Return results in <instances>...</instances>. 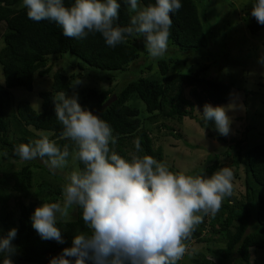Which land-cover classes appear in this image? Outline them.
Here are the masks:
<instances>
[{"label":"trees","instance_id":"16d2710c","mask_svg":"<svg viewBox=\"0 0 264 264\" xmlns=\"http://www.w3.org/2000/svg\"><path fill=\"white\" fill-rule=\"evenodd\" d=\"M63 2L66 7H70L74 0ZM117 2L121 4V8L119 19L115 23L121 27L130 26L133 14L129 11V5L125 0ZM140 2L147 5L155 0ZM180 2L182 7L170 14L172 26L168 47L172 50L167 53L169 58L149 59L143 65L149 71L156 66L159 71L144 77L141 76L140 69L139 74L132 75L123 85L102 88L92 87L90 84L81 87V83L75 85V82L87 77L86 73L91 75L88 80H93L92 74L98 80L104 77L109 83L117 79L120 73L126 72L131 63L139 59L142 52L139 54L137 40L142 35L133 33L124 43L115 47L107 46L99 33H89L84 39L68 38L62 34V28L55 22L30 20L22 6V0H0V24L4 26L0 37V68L3 76V83H0V153L2 159L9 162L21 161L14 155L13 149L20 143L33 141L25 136L28 127L34 131L51 133L50 138L56 141L61 149L67 145L69 152H72L74 144L62 138V125L56 119L54 111L53 97L61 91L69 94L78 90V103L83 109L91 111L111 126L117 143L110 147L124 158H129L130 153L136 152L134 141L139 140L142 151L137 153L138 155H150L164 162L163 148L154 146L158 138L154 129H167L169 134L177 139L182 136L163 122L159 126L157 123L160 120L192 119L207 132L209 138L220 142L221 150L220 154L210 155L202 167L190 174L210 177L220 169L223 158H230L236 169H243L245 188L241 198L233 195L226 197L214 217L205 216L202 223L196 226L190 240L186 242L187 249L193 248V243L210 245L215 242L219 245L215 248L204 246L207 256L200 255L201 251H195L194 254L200 260L194 258L193 264H251L250 251L264 250V142L248 147L250 133L255 128L252 124H246L241 132H236L238 137L226 139L217 132L213 121L206 123L201 116L193 114L192 99L200 105L202 112L208 101L223 104L229 99L232 86L218 80L223 73L212 72L211 68H221L223 61H229L230 54L227 51L222 55L208 52V47L213 42L204 32L195 0ZM245 16L249 18L247 30L251 35L264 30V26L256 22L250 11L246 12ZM141 46V51L146 50L144 44ZM262 47L264 50V42ZM176 49L177 54H174ZM202 49L204 52L207 50L206 57L209 56L210 60L204 62V55H201L200 60L194 62L192 69L187 67L186 71H183L181 65H188L181 59L184 57L182 54L195 51L198 53V50ZM64 66L70 69V72H64L61 69ZM54 67L59 69L53 71ZM47 77L51 80V86L50 89L39 93L42 102L38 111L28 100L16 104L13 119L23 125L24 134L17 139H9L7 134L10 122L6 109L11 90L24 88L31 92L36 78L43 80ZM187 88L188 95H185ZM113 95L115 100L101 109ZM252 135L255 136L254 133ZM260 135L262 134L259 133ZM77 166L83 167L79 162ZM169 168L174 171L172 167ZM32 169L30 165H24L10 175L13 181L12 193L6 195L3 204L16 200L18 217L15 219L14 214L7 211L5 205L2 206L6 212H0V238L6 237L11 228L18 229L17 236L12 241L17 249L16 255L12 257L13 264H49L51 258L72 246L75 235L88 231L83 223L81 210L76 208L74 220L57 223L64 243L40 238L32 228L30 218L38 203L57 202L62 198V189L49 191L39 202L30 200ZM46 187L50 188L49 185ZM27 199L29 203L24 202ZM185 254H189L188 250ZM208 256L216 262L211 261ZM2 260L3 256L0 255V264Z\"/></svg>","mask_w":264,"mask_h":264},{"label":"clouds","instance_id":"9594fccd","mask_svg":"<svg viewBox=\"0 0 264 264\" xmlns=\"http://www.w3.org/2000/svg\"><path fill=\"white\" fill-rule=\"evenodd\" d=\"M125 3L133 15L130 26L121 27L115 23L121 8L117 0H74L70 7L63 0H22L30 20L55 22L65 37L84 39L89 33H99L107 46L115 47L135 33L145 38L150 59L163 58L172 26L170 14L182 7L180 0ZM250 15L264 26V0H254ZM80 83L77 80L75 85ZM53 103L62 138L74 144L72 152L67 145L61 149L44 131L13 149L21 160L40 158L53 174L67 167L69 155L83 165L64 175L62 202H43L30 218L42 240L64 243L58 216L67 217L74 206L81 210L88 231L75 235L72 246L49 264H178L196 226L205 216L214 217L224 199L233 195L231 168L225 166L210 177L175 172L150 155H138L142 151L139 140L134 141L136 152L124 158L110 147L117 143L111 126L83 109L76 94L58 92ZM235 108L234 103H206L202 115L197 112L206 123L213 121L220 135L227 136L232 123L228 112ZM17 232L11 228L0 238L2 264H13L17 249L12 241Z\"/></svg>","mask_w":264,"mask_h":264},{"label":"rangeland","instance_id":"374dc122","mask_svg":"<svg viewBox=\"0 0 264 264\" xmlns=\"http://www.w3.org/2000/svg\"><path fill=\"white\" fill-rule=\"evenodd\" d=\"M253 0H195L198 8L199 17L201 19L204 32L208 39L213 43L208 47V52L213 54L222 55L224 52H229V61H223L221 68H211L212 72L223 73L218 77V80L225 82L232 86V91L229 99L226 103L215 104L212 101L206 102L212 106H227L229 103L236 105L235 110L229 111L232 123L230 126L229 135L225 136L226 139L234 136H239L236 132H241L246 124H252L255 128L251 131V140L248 143V147H252L255 144L264 142V50L262 43L264 42V30L259 31L255 35H251L248 28L249 18L245 16V13L251 11V5ZM141 3V2H140ZM142 4V3H141ZM133 14V13H131ZM3 24H0V37L3 34ZM137 40L139 59L131 63L126 72H122L118 75L117 79H114L109 83L104 77L98 80H88L91 75L86 73L87 77H82L81 87L90 84L92 87L109 88L114 86H121L127 79H131L132 75L142 74L141 76L150 75V73H157L159 69L155 66L153 70H148L144 64L150 59L146 50L141 51L142 44L145 47V41L142 36ZM2 40L0 39V44ZM1 48V46H0ZM171 47H167V51L164 59H168L167 53L170 52ZM177 49L174 54H177ZM207 50H198V53L187 52L182 54L181 59L187 62L188 66L181 65L185 68L192 69L194 62L200 60V56L204 55V62L209 61ZM167 57V58H166ZM147 58V59H146ZM190 66V67H189ZM59 69L54 67L53 71ZM66 72L68 69L66 66L61 68ZM60 69V70H61ZM91 78V77H90ZM96 79V80H95ZM50 78H44L43 80H36L33 83V90L31 92L26 91L24 88H14L10 92L9 105L6 109L9 115V126L7 137L9 139H17L24 134V127L17 120L13 119L15 106L22 100H28L35 110H39L41 100L39 93L50 89ZM0 83H3V76L0 68ZM76 94L78 96V90H75L68 96ZM185 95H188V88L185 90ZM194 104L193 114L200 117L202 115V109L200 105L192 99ZM199 111V114L197 112ZM166 124L174 129L176 134L182 136L181 139H177L169 134V131L164 128H160L159 131L154 129L156 136L154 146L163 148V160L164 162L174 169L175 172L185 171L187 174L194 173L196 169L202 167L208 157L213 154H220L221 145L216 139L209 138L207 132L199 127V125L192 119L183 118L181 121L176 120H160L157 125L161 123ZM155 127V126H154ZM32 128L28 127L25 132V136L30 140L39 138L37 133ZM254 133V137L253 134ZM259 133L262 134L259 136ZM49 138L51 137V133ZM255 138V139H254ZM51 139V138H50ZM71 153V152H70ZM223 158V157H221ZM75 164V167H74ZM30 165L33 169V185L31 188L30 200H36L39 202L46 193L55 189L63 187L65 180L64 175L73 171L77 166V162H73L71 155L68 157V164L62 170H57L55 174L49 170L44 164L43 160L35 159L32 161H17L16 163L9 162L2 159L0 153V212L2 213L3 206H6L7 211L14 214L15 219L17 216V207L15 201H8L5 204L6 195H10L13 181L10 177L11 173L21 168V166ZM229 167L234 173V191L233 196L241 198L244 195V172L241 167L236 169L230 158H223L221 168ZM74 168V169H73ZM49 185V189L46 187ZM17 198V197H15ZM62 202V198H59L57 202ZM25 203H29V200H24ZM42 204V203H41ZM37 204L36 207L41 205ZM6 212V210H4ZM76 216V207L69 209V215L63 219L58 216V221H71ZM199 244V245H197ZM190 243L191 248L188 249L189 254L178 261V264H193V259H199L194 252L201 251L200 255L206 254L204 246H211L212 248L218 247L219 244L215 242L213 244H200ZM256 251V252H255ZM252 262L251 264H264V250L252 249ZM193 254V255H192ZM211 261H215L212 257L208 256Z\"/></svg>","mask_w":264,"mask_h":264},{"label":"water","instance_id":"95a60500","mask_svg":"<svg viewBox=\"0 0 264 264\" xmlns=\"http://www.w3.org/2000/svg\"><path fill=\"white\" fill-rule=\"evenodd\" d=\"M115 98V95H113L108 101H106V103L101 107V109H104L109 106V104H111L115 100Z\"/></svg>","mask_w":264,"mask_h":264}]
</instances>
